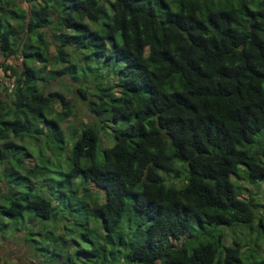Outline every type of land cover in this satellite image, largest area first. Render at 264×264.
<instances>
[{
    "label": "trees",
    "instance_id": "16d2710c",
    "mask_svg": "<svg viewBox=\"0 0 264 264\" xmlns=\"http://www.w3.org/2000/svg\"><path fill=\"white\" fill-rule=\"evenodd\" d=\"M24 1L0 0L1 236L15 219L62 253L78 234L90 264H264L234 180L264 183V0Z\"/></svg>",
    "mask_w": 264,
    "mask_h": 264
},
{
    "label": "rangeland",
    "instance_id": "374dc122",
    "mask_svg": "<svg viewBox=\"0 0 264 264\" xmlns=\"http://www.w3.org/2000/svg\"><path fill=\"white\" fill-rule=\"evenodd\" d=\"M19 6L22 8L26 7V2L24 0H16ZM11 62L16 64L19 63V60H15L12 57L8 59ZM65 83L62 85L65 87L67 81L70 79L67 76H64L60 79ZM62 87V90H63ZM66 97L71 100V103L75 105L74 107V116H70L69 119L78 122L80 120H85L87 112L85 110L84 103L80 100L75 94H69L65 92ZM66 124V122L64 123ZM239 168H243V165L239 164ZM236 184L241 187L240 196L242 197H253V200L256 201L259 205V208L264 210V183L263 181L257 183H247L243 177H238L234 179ZM168 182V181H165ZM37 218V217H36ZM38 221V218L36 219ZM15 219L12 220V224L7 220L5 232L3 237L0 234V264H90L93 257H86V254L80 251V248L87 249L88 242L84 240L80 235H65V239H70L66 242V247L62 249V253L70 254L71 260H67L62 253H59L58 250L60 247H54L50 253L43 250H33L29 245L24 241V227L19 228V226H14ZM252 227V226H251ZM244 225H236L234 227H227L225 234V244L230 243L231 238L234 237L241 244L240 255L244 259V255L248 253L252 247L251 239L253 233H250V228ZM32 229V228H31ZM12 230V232H11ZM1 233V232H0ZM196 241V239H194ZM173 244H178L179 241L172 240ZM259 245V251L255 250L252 253V257L264 256V245L257 241ZM62 254V255H61Z\"/></svg>",
    "mask_w": 264,
    "mask_h": 264
}]
</instances>
